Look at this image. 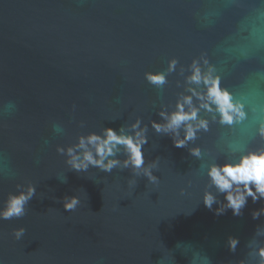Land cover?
I'll use <instances>...</instances> for the list:
<instances>
[{
    "label": "water",
    "instance_id": "95a60500",
    "mask_svg": "<svg viewBox=\"0 0 264 264\" xmlns=\"http://www.w3.org/2000/svg\"><path fill=\"white\" fill-rule=\"evenodd\" d=\"M194 60L214 68L246 118L221 125L201 109L207 131L177 148L152 121L164 123L160 113L197 87L186 82ZM148 71L165 72L167 83L149 84ZM7 101L17 110L0 118V206L17 185L32 183L36 194L25 216L0 220V264H258L264 215L251 213L264 200L249 197L239 217L231 209L216 215L224 196L207 173L233 159L231 143L264 148V0H0V103ZM137 119L147 127L142 152L156 183L122 164L77 173L56 151L106 127L130 134ZM196 147L200 157L189 151ZM205 192L216 197L212 210ZM66 195L80 197L76 210H64ZM19 227L26 233L16 240ZM230 235L240 240L234 254Z\"/></svg>",
    "mask_w": 264,
    "mask_h": 264
},
{
    "label": "clouds",
    "instance_id": "9594fccd",
    "mask_svg": "<svg viewBox=\"0 0 264 264\" xmlns=\"http://www.w3.org/2000/svg\"><path fill=\"white\" fill-rule=\"evenodd\" d=\"M177 61L171 59L168 62V72L175 69ZM205 63H207L205 61ZM214 68L209 66L206 71L202 70L200 63L196 60L190 65V75L186 77L189 85L204 86V91H198L197 87H189V95H182L176 102L175 110L172 112H161L164 123L152 121V127L157 133L171 134L173 145L177 148L186 147L189 141L196 138L201 129L207 131L208 121L199 116L201 109L213 113V120L219 117L221 125L232 126L242 122L246 118L244 105L239 99L227 89L220 86V79L214 75ZM146 81L155 86L162 87L167 83L165 72L148 71L144 73ZM199 103H194L193 98ZM75 109V105H73ZM17 110L13 101L0 103V118L11 115ZM141 121L137 119L131 125V133L125 132L123 126L118 130L110 127L103 128L100 132H89L76 137V142L68 146L56 147V151L66 157L65 164L71 169L80 172H87L89 167L98 168L100 171L111 173L113 168H131L134 175H140V170L151 183L157 182V177L152 174L151 166L145 165L143 146L147 141V127L141 128ZM84 127V122H80ZM53 127L57 125L53 124ZM184 136L181 138L180 132ZM261 136H264V125L259 129ZM124 151L126 158L123 162L115 158L117 154ZM229 150L233 159L223 164H210L208 177L211 186L224 196L225 203L215 210L216 215H222L226 210L231 209L233 216H241L242 210L251 197L253 202L264 200V148L249 150L243 142L229 144ZM193 156L200 157L198 147L189 150ZM62 183L67 182V177H59ZM135 181H129L132 188ZM17 191L9 193L3 206H0V220H11L26 215V206L36 194V186L32 183L17 185ZM81 203L78 195L65 196L63 207L65 211H74ZM205 207L212 210V205L217 203L215 195L205 192L203 197ZM252 218L258 219L264 215V207L253 210ZM26 233L24 227L14 228L12 235L20 240ZM240 243L238 237L228 236L226 245L228 251L235 253ZM258 257V264H264V247H258L255 252ZM207 259V258H206ZM208 264L211 261L208 260Z\"/></svg>",
    "mask_w": 264,
    "mask_h": 264
}]
</instances>
